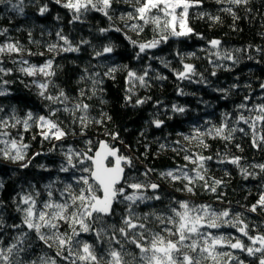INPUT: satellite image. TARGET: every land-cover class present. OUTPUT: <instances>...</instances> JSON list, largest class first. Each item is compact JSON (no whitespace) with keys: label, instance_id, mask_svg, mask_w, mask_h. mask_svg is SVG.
<instances>
[{"label":"trees","instance_id":"1","mask_svg":"<svg viewBox=\"0 0 264 264\" xmlns=\"http://www.w3.org/2000/svg\"><path fill=\"white\" fill-rule=\"evenodd\" d=\"M138 6L136 0H112L108 15L95 9L82 10L80 18L75 19L74 11L56 0L0 3V46L11 43L22 49L19 53L0 54V68L5 69L0 72V92L5 93L0 95V120L8 122L7 126L0 124V132L8 133L0 139L27 145L23 160L5 157L0 151V247L27 233L22 245L25 250L20 253L22 264H41V258L67 264L56 257L55 247L49 248L22 224L24 213L18 209L28 207L22 203V197L28 195L35 199L37 211L49 200L63 203L68 185L72 193L79 194L86 186L77 181L81 176L89 177V173L81 171L91 165L86 156H93L103 142L118 150V155L131 159V166L122 163L126 172L118 188L124 187V195L160 197L132 204V211L138 216L148 215L145 223L153 232L167 235L156 217L174 216L171 209L183 211L179 202H187L190 208L207 205L216 213L228 210V220L238 214L243 221L238 227L246 224L249 235H264V209L250 210L264 195V170L258 167L264 165V141L260 140L264 124L257 122L253 130L251 120L249 124L239 120L241 115L245 119L259 115L258 108L264 105V0H248L241 5L228 0H200L189 11L192 33L181 37L165 32L163 24L159 29L147 24L139 33H127L121 17ZM43 7L48 11L42 14ZM228 8L232 13L224 11ZM162 35L168 36L167 40H161ZM61 37L79 51H62L67 45ZM153 40L161 42L143 53L139 51V44ZM212 40L221 43L213 47ZM52 46L55 48L50 50ZM105 47H112L113 51L103 53ZM98 52L103 54L98 56ZM48 60L52 61L54 75L33 76L21 71L29 66L39 68ZM185 65H191L193 72L188 78H181ZM112 68L116 71L106 75ZM129 72L136 76L130 78ZM140 76L144 77L143 83ZM43 82H48L46 96H59L62 90L67 100L61 103L42 97L38 84ZM138 100L144 103H137ZM84 104L88 105L86 110L75 108ZM241 104L247 107L240 108ZM179 108L184 111L174 110ZM28 113L33 120L25 129L22 122ZM40 116L51 119L66 135L60 140L45 139L39 126ZM157 120L162 121L159 127L154 123ZM217 128H223L222 136L216 134ZM232 129L235 131H231V139H224ZM198 134V139L192 138ZM0 149L15 155L10 144H0ZM199 157L211 159L200 161ZM233 158H239V165L230 162ZM114 163L109 161L110 166ZM64 167L67 172L61 170ZM180 169L190 177L201 171L208 186L195 180L189 185L193 189L189 192L185 190L187 181L161 175L168 171L180 175ZM216 180L221 183L214 184ZM89 183L95 185L90 177ZM131 183H156L159 188L155 192L150 188L136 192L127 187ZM211 187L216 191H211ZM120 200L122 197L118 196L117 201ZM129 203L116 202L113 214L104 217L107 235L98 239L94 231L82 232L77 239L93 245L98 258L107 261L110 247L120 248L115 242L109 245L113 230L107 225L121 227ZM92 227L96 229L97 225ZM61 231L70 229L61 222ZM202 231L238 237L250 245L247 237L231 224ZM115 236L121 239L118 232ZM124 251L131 254L124 257L125 261L141 264L140 250L135 245L124 244ZM217 251L231 253L243 264H259V253L249 256L226 243L218 245ZM220 264H237V259L225 256L220 258Z\"/></svg>","mask_w":264,"mask_h":264},{"label":"snow or ice","instance_id":"2","mask_svg":"<svg viewBox=\"0 0 264 264\" xmlns=\"http://www.w3.org/2000/svg\"><path fill=\"white\" fill-rule=\"evenodd\" d=\"M5 0H0V3ZM10 2V0H8ZM223 0H217V3H221ZM229 3L234 5L247 4L248 0H228ZM56 3H61V0H56ZM200 0H136L138 7H134L135 15L130 12L127 14L128 19H136L143 23L132 24L131 28L133 31L143 30L144 25L152 24L155 28L159 29L163 24V30L169 32L170 35L180 37L187 36L192 33V28L187 26V16L189 8L198 5ZM112 6V0H68L67 3L63 4V7L69 8L74 11L75 19H79V13L82 10L88 11L95 9L104 12L108 15L107 9ZM15 8L16 6L13 5ZM177 9H180L179 18L177 16ZM22 11V9H21ZM41 13L48 11L47 7L40 9ZM229 13H232V9H224ZM179 19V30H177V21ZM213 19L218 20L219 17ZM104 31V30H102ZM119 31V29H117ZM168 36L162 35L161 40H167ZM65 41L67 47L62 48V51H79V48L72 47L71 43L65 38L61 37ZM161 41L153 40L149 43H141L138 45L139 51L143 53L146 49L155 48ZM135 44V41H132ZM213 47L220 45L219 40H212L210 42ZM55 46H52L50 50H53ZM22 49L16 44H7L6 46H0V54L5 52L8 53H19ZM112 47H105L103 53H111ZM103 53H97L102 55ZM227 58H231L230 56ZM23 63H27L23 61ZM52 61L48 60L45 64L39 68L35 66H29L22 68L21 71L27 75H36L41 73L44 76H51L54 73L51 71ZM185 72H181L179 75L181 78H188V74L193 72L191 65H185ZM10 71V70H8ZM116 69L112 68L109 70L110 75L115 72ZM0 72H5V69L0 68ZM135 72H129V77H135ZM138 79L141 83L144 82V77L140 76ZM38 87L41 89L40 95L47 100L53 102H63L67 100V96L61 90L59 96L45 95L48 88V82L39 83ZM4 92H0V95H4ZM63 98V99H61ZM137 103H144L142 100H138ZM247 105L241 104L240 108H246ZM77 110H86L88 105H76ZM69 111L67 107L64 109ZM183 112V108L174 109ZM2 111V109H0ZM259 115L254 118L245 119L243 115L239 117V120L249 124L250 127L255 130L257 122L264 124V105H260L258 108ZM54 114V113H53ZM83 120V118H81ZM33 120L31 113L27 114V118L22 122L25 129L29 127L28 121ZM39 123L47 128V131L42 132L45 139L55 138L57 140L62 139L66 134L59 126L44 116L38 117ZM7 121L0 120V124L7 126ZM16 123H21L17 120ZM157 127H159L162 121H154ZM15 127V124L12 125ZM243 131V129H240ZM230 130L228 136H224V139H231ZM218 136L223 135V128L215 129ZM49 133H52L50 136ZM211 134V133H209ZM8 133L0 132V136H6ZM255 135V133H254ZM115 138V137H114ZM193 139H198L199 134ZM189 139V137H185ZM260 140L264 141V136H260ZM203 143V141H201ZM0 144H10L11 150H15V155L11 154V151L0 149L5 157H9L14 160L24 159V149L27 145H17L16 140L6 141L0 139ZM255 144V140H254ZM163 147V146H162ZM207 147V145H205ZM115 157V163L109 167L105 161L107 158ZM185 159H190L186 156ZM211 159V157H199L200 161ZM88 161H91L90 166H85L81 169L82 172L89 173V177L95 181V185L89 183V177L81 176L78 183H82L86 187H82L79 194L71 192V185H68L65 191L68 193L67 198L63 203H55L51 200L43 204L42 210H36V201L31 195L22 197V203L28 205L27 208L18 209L23 211L24 218L22 224L25 225L29 230H32L38 236V239L43 241L49 248H56V257L62 258L67 264H131L130 261H125L126 255H131L124 251V244L131 243L140 250V262L141 264H204L205 261H211L213 264H220V258L229 257V259H237V264H243V261H239L237 257L232 256L228 252H218L217 246H223L225 243L232 249H239L242 252H246L249 256H254L257 253L259 256V264H264V235L251 236L247 231V225L244 224L242 227H238L243 224V221L239 220L238 214L234 220L225 219L230 216L228 210H224L220 213H216L211 210L210 206L201 205L198 207H189L187 202H179L180 208L183 211H177L175 208L171 211L175 214L174 216L161 217L157 216L156 219L160 221L164 227L162 228L163 233L153 232L149 229L145 223L148 220V215L143 217L138 216L132 211V204H135L137 200L141 203L145 199H160L158 195L152 197H145L140 194L124 195V187L117 188L116 185L120 182L124 168L121 166L122 162L125 166H131V159L128 157L118 155V150L110 148L106 143L101 144V150L95 154V157L88 156ZM232 164L239 165V158H233L230 161ZM69 163L71 158L69 157ZM84 163V161H81ZM111 163V162H110ZM24 167H27L25 164ZM73 167H75L73 165ZM264 170V165H259ZM200 168H203V163L200 164ZM62 171L67 172L68 168L64 167ZM150 171V170H149ZM206 171V170H205ZM242 171H246L243 170ZM180 175L174 174L173 171L162 173L161 175L170 177L172 180L183 179L188 183L185 184V190L192 192L193 189L189 185L195 180L204 181L205 186H208L205 180L204 174L197 170L195 177H190L187 172L183 169L179 170ZM148 173L146 172L145 175ZM214 184L219 185L221 181H213ZM128 188L141 192V190L150 188L154 192L159 188L156 183H149L147 185L141 183L127 184ZM211 191L215 192L216 188L211 187ZM97 192H102V195H97ZM52 193L49 192V197ZM64 196V192L61 193ZM122 197V200L117 201V197ZM130 202L128 205V215L122 217V226L116 228L115 225H107V228L113 230L112 237L109 238L108 243L111 245L113 242L119 245L120 248H111L108 251L110 257L107 261H104L102 257L97 256L93 245L83 242L77 237L80 234L93 232L99 239L101 236L107 235V231L104 225V217L111 216L113 214V203L114 202ZM257 207L264 209V195H261L258 204L251 207V211L255 212ZM152 215H155L154 213ZM61 222L66 224L69 231H61ZM97 225L94 229L92 226ZM223 224H231L233 227H237V230L250 241V245H245L240 238H228L222 235L214 236L209 231H202V229H218ZM168 225H172L169 227ZM14 227H21V225H14ZM47 229V232L42 231ZM119 233L121 239H116L115 233ZM27 236V233H23V236L18 238L16 242L9 244L6 247H0V264H22L20 260V253L25 249L23 248V237ZM171 237H175L172 239ZM235 239V242H232ZM123 240V243L121 242ZM3 241L0 240V245ZM256 245H259L258 247ZM67 253V255H65ZM15 257V259H14ZM32 264H36L35 261ZM41 264H57L56 259L48 258L47 260L41 258Z\"/></svg>","mask_w":264,"mask_h":264},{"label":"rangeland","instance_id":"3","mask_svg":"<svg viewBox=\"0 0 264 264\" xmlns=\"http://www.w3.org/2000/svg\"><path fill=\"white\" fill-rule=\"evenodd\" d=\"M67 2H68V0H61V3H62V4L67 3ZM73 2H74V0H73ZM93 2H95V0H93ZM194 6H195V5H194ZM190 8H191V7H190ZM190 8H189V11H190ZM180 11H181L180 9H177V16H178V18H179V13H180ZM130 12H132V13L135 15L134 10H132V11H130ZM188 16H189V12H188ZM188 16H187V26L190 27V26H189ZM121 19H124L125 22H126V26H125V27H126V31H127V33H129V34H136V33H139L140 31H142V30L133 31L132 28H131V25H132V24H137V23L142 24V23H143L142 21H137L136 19H128V18H127V14H126L125 16H122ZM144 27H145V25H144ZM144 27H143V29H144ZM177 30H179V19H178V21H177ZM173 37H176V36H173ZM180 37H181V36H180ZM163 41H164V40H163ZM37 74H41V73H37ZM39 126H40V129L42 130V132L47 131V128L44 127V126H42L40 123H39ZM49 135L51 136L52 133H49ZM122 163H123V162H122ZM24 165H25V164H24ZM45 232H47V229H46Z\"/></svg>","mask_w":264,"mask_h":264},{"label":"water","instance_id":"4","mask_svg":"<svg viewBox=\"0 0 264 264\" xmlns=\"http://www.w3.org/2000/svg\"><path fill=\"white\" fill-rule=\"evenodd\" d=\"M103 143H106L110 148H112V146L111 145H109L107 142H103ZM101 150V145L98 147V149H97V151L94 153V155L93 156H91V157H95V154L98 152V151H100ZM118 153H119V151H118ZM88 156H86V158H87ZM110 160H115V157H111V156H109L108 158H107V160L105 161V163L108 165V163H109V161ZM90 163H91V161H90ZM109 166V165H108ZM121 166H122V164H121ZM109 167H111V166H109ZM123 167V166H122ZM124 168V167H123ZM125 172H126V170H125V168H124V172H123V174H122V178H121V180H120V182H122L123 180H124V176H125ZM92 180V179H91ZM93 181V183L95 184V181L94 180H92ZM119 182V183H120ZM118 183V184H119ZM117 184V185H118ZM117 185H116V187H117ZM102 193V192H101ZM115 204H116V202H114L113 203V208H114V206H115Z\"/></svg>","mask_w":264,"mask_h":264}]
</instances>
